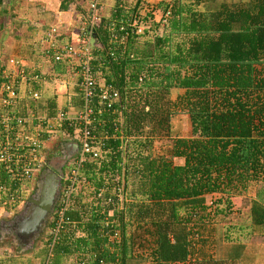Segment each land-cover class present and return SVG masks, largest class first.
<instances>
[{"label":"trees","instance_id":"16d2710c","mask_svg":"<svg viewBox=\"0 0 264 264\" xmlns=\"http://www.w3.org/2000/svg\"><path fill=\"white\" fill-rule=\"evenodd\" d=\"M81 2L87 22L89 3ZM186 2L210 7L213 0H166L157 21L153 9L140 17L143 0H114L105 15L96 0L99 21L92 29L96 44L89 49L85 40L71 44L88 49L91 73L116 92L117 101L111 106L118 113L101 111L95 117L92 135L106 155L96 163L82 164L78 179L84 183L72 187L65 205L58 194L43 264L66 263L64 259L81 250L85 260L78 264H238L239 244L223 256L221 250L203 249L202 231L212 225L218 234L215 246L221 245V236L229 235L264 241V0L217 3V9L191 13V20ZM135 19L149 29L137 33L130 26ZM157 27H162L160 35L154 32ZM59 66L53 63L51 72L62 74ZM76 88L73 105L81 104ZM175 90L182 93L171 101L169 94ZM41 109L49 112L45 119L51 120L56 115L55 96L43 98ZM177 110L187 116V138L171 135ZM71 130L66 121L61 122L62 135H70ZM113 131L116 139L102 140L104 133ZM160 139L170 143L167 160L150 151L152 141ZM174 159L182 163L173 165ZM250 181L257 184L254 199L233 212L232 198ZM67 184L59 185L64 190ZM121 186L127 200L121 199L116 209L113 194ZM17 188L0 165V206L16 208L9 203L17 201ZM217 194L221 201H213ZM206 195L215 206L212 217L205 213ZM234 215L239 219L230 223ZM132 226L135 230L129 231ZM74 233L81 237L71 242L62 239ZM252 260L250 255L247 261Z\"/></svg>","mask_w":264,"mask_h":264},{"label":"rangeland","instance_id":"374dc122","mask_svg":"<svg viewBox=\"0 0 264 264\" xmlns=\"http://www.w3.org/2000/svg\"><path fill=\"white\" fill-rule=\"evenodd\" d=\"M22 1L24 0H19L17 7H21L22 6ZM249 0H213V2L211 3V9H217L218 5L217 3H224L226 5H243L245 3H247ZM16 2V0H15ZM14 0H0V14L3 11L2 7H5L6 5H8L9 3H15ZM25 2V1H24ZM61 2V0H59V3ZM72 2V5H70V7L73 9L74 13L76 14V25L78 26V29L81 27L80 25H82L81 23H85L86 19V10H85V6L84 4H82L81 0H66L63 3H65L66 5L68 3ZM200 2H203V0H200ZM215 2V4H214ZM31 6L30 8H34L37 9V7H33V4H37L36 0H30ZM114 0H110L108 2V0H100V9H101V14H106L107 11H109L110 7L113 6ZM185 8H188L189 11V18L187 20H191V13H201V12H207L210 7L208 5H201L202 3L198 4L197 6H193L192 4H190L189 2L183 3ZM14 5V4H13ZM149 5L153 8V10H159L160 6L159 4H155V2L149 3ZM162 5V4H161ZM146 6V4L144 3V7ZM8 11V10H7ZM3 11L4 12V17L2 16V19H0V22L2 23V28L0 29V32L3 33V35H5V32L10 34V35H17V33H20L19 36L22 35H26V25L24 24H20L19 26H15L13 28V25H11L10 27H6V25H8L7 21H11V23H15L14 21H16L15 17L16 15L14 14H7L10 13L9 11ZM16 14H18L17 12H14ZM158 13V12H156ZM14 15V16H13ZM160 17V13L157 14ZM10 16V17H9ZM1 17V15H0ZM29 17H26V19L28 20L27 25H30V21L28 19ZM186 18V17H185ZM7 19V21H6ZM158 19H156L157 21ZM78 23V24H77ZM4 24V27H3ZM76 26V27H77ZM18 28V29H17ZM17 29V30H16ZM161 29L162 27H157L155 28V33L156 34H161ZM16 33V34H15ZM1 44V43H0ZM20 44H16L15 47H13V49L11 48H7V46L5 44H2V46L5 48L4 50L2 49V46H0V64L3 63V65L6 62V58L8 57H16L14 56V54H12V50L15 53V51H18V48ZM6 46V47H5ZM40 47L38 50H41L42 46H38ZM6 50V52H5ZM37 50V54H35L36 58L32 59V62H30V64H26L28 66V70L29 71H41V72H46V67L47 64L46 62H44L43 60L46 61V57H44L39 51ZM42 51V50H41ZM43 52V51H42ZM47 56V55H45ZM44 58V59H43ZM52 58V57H51ZM19 59V58H18ZM21 59H25V58H21ZM20 59V60H21ZM23 62H25V60H21ZM9 63V62H8ZM73 63V62H72ZM71 63V64H72ZM70 65H61L59 67H61V69L64 71L62 74H52L50 72H48L49 76H46L45 80H43L45 87L49 88V92H50V96H55V99L58 100V104L56 108H59L60 110L62 109H67V110H72L73 112H76L78 110V105L74 104L73 106L70 105V103L72 101H74V97L76 95L75 93V83H76V75L73 72V68L74 67ZM12 69H6L9 70L11 74H14L13 71H15V62L12 61ZM11 67V66H10ZM183 73V72H182ZM63 84L65 85V87L67 88H63ZM49 85V86H47ZM74 88V89H73ZM20 89V87H19ZM48 91V90H47ZM48 92V93H49ZM182 93V91L180 90H175V91H171L169 94V98L171 101H174L178 96H180ZM71 100V101H70ZM24 101L26 102V106L30 111L29 114H33L36 115L38 114V116H45V109H41L40 104L35 105L36 102H32L28 99H24ZM68 101V102H67ZM30 103L32 106H30ZM30 106V107H29ZM17 109H15L16 111ZM182 112H179L177 110V113L175 114V116L172 118L171 120V124H172V136H178V137H182V138H187L189 136V127H188V120H187V116L185 114H181ZM72 115V114H71ZM39 118V117H37ZM49 126L56 128L57 132L55 134H52V138H50V141H43V150L41 152V156H42V162L40 165V169L38 170L39 172H35L33 174V176L29 179L24 181L17 189L19 191V197L17 198V201L14 204L9 203L11 206L16 205V208L13 209H9V205L5 204L4 206H0V254H2V251L5 249L7 252H5L4 254H8L9 257L11 258H3L7 261L12 260L14 261L13 263L10 264H14L15 261H18V264H22V262H24V264H43V249H44V242L46 241V234H47V229H48V224L51 221L50 218V214L49 213L47 216H45V218L41 221V225L40 228L37 230V232L35 234L32 235H28L24 238L23 237H18L16 236V225H18V223L20 221H22L24 218L23 216L26 214L27 209L21 210L22 206L28 202V199L33 197V195L35 194L36 191V184L39 182V174L44 171L47 170L48 166H51V168H55V169H63L64 166H60L61 162H60V149L61 151H63V144L66 141V139L68 137H65L64 135H62V131L58 130V125H60V123H57L53 120V122L51 123L50 121L48 122ZM39 124L37 123V121L31 125L30 129L28 130V132H30V130L32 129L33 131L35 129H37V126ZM170 143L169 141L166 140H153L152 141V147H151V153H153L152 155L155 157H162L163 159L167 160L170 156ZM182 163V161L180 159H174V161H172L173 165H180ZM60 167V168H59ZM64 170V169H63ZM257 184L255 182H247L245 185V188L242 192H236L238 193L237 196L233 197L232 201H231V206H232V211L236 212L237 211H241L243 210L246 205L248 206V201L251 199H254L255 196V192L257 189ZM116 190V189H115ZM127 192V191H126ZM126 192L123 191L122 186L118 188V192H115L113 194V196H118V199L120 202H116V204L118 205L116 207V209H118L119 207H121V201L123 199L127 200L126 196ZM18 195V194H17ZM0 197H3V195H0ZM209 197L210 196H204V199L206 200L204 202V206L206 208H208L207 203L209 202ZM213 201H216L217 199H219L220 201L222 200V196L217 194V195H213ZM122 199V200H121ZM218 200V201H219ZM20 202V204L18 205V202ZM125 203V202H124ZM213 203V202H212ZM29 204H27L26 206H28ZM120 205V206H119ZM7 206V209H6ZM214 205H212L211 207H209L205 213H210L209 216L212 217V213H213V209H214ZM232 212V213H233ZM112 211H108L107 215L108 217H111ZM225 220V218H223ZM230 223L236 222L239 217H235L234 216H230ZM240 223V220H239ZM208 224V223H207ZM206 224V225H207ZM205 225V224H203ZM71 229V228H70ZM68 229V231L70 230ZM6 232H5V231ZM72 230V229H71ZM135 228H133V226L129 229V231H134ZM145 229H143L142 231H144ZM141 235L142 232H140L138 229L136 230V234ZM48 235V234H47ZM202 236L206 237V234L204 232V230L202 231ZM235 236V235H234ZM258 236V235H257ZM66 237V238H65ZM78 237L80 238V235H76L74 233V235H69L67 234L66 236L62 237L66 239V241L71 242V241H75L76 239H78ZM230 238H227V240L229 241L230 239H236V237L229 236ZM232 237V238H231ZM78 246H82L80 243H78ZM202 246V245H201ZM218 246V245H217ZM83 247V246H82ZM81 247V249H82ZM203 249H205L206 251L211 252V249L213 251H216V247L215 245L211 244H207L205 243V247H203ZM85 253L84 250H81L79 252H77L75 254V256H72L70 258H66V259H62L63 261H66V263H62V264H78V261L80 260H85V256H83ZM1 261V259H0ZM255 263V261H254ZM9 264V263H8ZM256 264H264V260L263 262H257Z\"/></svg>","mask_w":264,"mask_h":264},{"label":"built area","instance_id":"2783aa9c","mask_svg":"<svg viewBox=\"0 0 264 264\" xmlns=\"http://www.w3.org/2000/svg\"><path fill=\"white\" fill-rule=\"evenodd\" d=\"M87 2L89 3V18L87 24L94 25L99 21V18L95 15L96 0H87ZM149 12L150 9L147 8L142 10L140 12V17H143ZM161 14L159 18H161ZM166 15L167 14H164V17H166ZM83 24L84 23H82V25ZM139 24L140 25L136 24L135 19L132 20L130 26L132 28L136 27L135 29L137 33H141L143 30L147 28L149 29L150 27L148 24ZM53 33L54 31L51 34ZM83 33L84 32H82V35ZM83 40L85 39L82 36L78 40V45L84 43ZM70 59L77 60L78 67H80L75 74V87H77L76 89L81 104L78 110L73 112L74 114L72 113V116H67L65 111H58L54 118V121L60 123V125L62 121H66V127L72 129L70 135H64L65 137H68L64 144L75 145V154L68 162L69 171L64 173L60 178L61 181H66L68 183L64 190L63 188L60 190V194L62 195L61 201H63L64 205L68 200L67 197L73 190L72 187L78 183H84L80 182L78 179V170L82 164L87 161L96 163V161L103 160L106 155L105 151L101 152L99 141L95 140V137L92 135L95 117L101 111L118 113L111 106L112 103L117 101V94L109 85L92 75L86 49L81 46L67 44L60 50L56 51L52 56L53 63H61L63 60L69 61ZM13 73L14 74H11L9 71L2 72L1 74L0 109L5 112L0 114V165L5 168L6 172L11 175L15 184L19 187L24 181L29 180L35 172H39L38 170L40 169L42 162V142L50 141V138H52L51 135L55 134L57 130L48 125L49 121L41 119L38 123L41 130L38 131L37 128L32 131V134L27 135L26 133H28L30 125H32V120L9 115L8 111L19 101L20 89L28 100L32 102L40 100L39 92L33 90L31 85L43 81L44 77H46L38 75L27 76L24 70L18 68L16 64ZM96 73L98 74V72ZM63 88H65L64 84ZM60 125H58V129L60 128ZM114 131L117 132L115 126ZM114 131L110 135L104 133L101 137L102 140L116 139ZM41 134L46 135L45 139L40 138ZM125 144V140L120 142L121 146H124ZM68 151L71 152V148H69ZM13 200L14 199L10 197V201ZM116 202H120L118 196H116ZM212 205V200H209L207 203L208 208ZM63 211L64 206L63 208H60L57 213L59 219L56 222V227H54V232L57 231L61 222L60 218Z\"/></svg>","mask_w":264,"mask_h":264},{"label":"crops","instance_id":"0c3cea01","mask_svg":"<svg viewBox=\"0 0 264 264\" xmlns=\"http://www.w3.org/2000/svg\"><path fill=\"white\" fill-rule=\"evenodd\" d=\"M25 1V2H24ZM22 1V6L21 7H17L19 0H14L15 3H9L8 5H6L5 7H2V10L4 11H9L10 13L7 14H14L16 15L15 19L16 21H14L15 23H11V21H6L8 22V25H6V27H10L11 25H13V28L16 26H19L20 24H24L26 25V35H22L19 36L20 33H17V35H10L8 33L5 32V35H3V33L0 32V46H2V44H5L7 46V48H11L13 49V47L16 46V44H20L18 48V51L16 50L15 53L12 50V54H14V56L16 57H8L6 58V62L3 65V63L0 64L1 67V71H0V76L2 74V72H9V68H13L12 65V61L15 62V64L17 65L18 68L23 69L25 74L27 76H34V75H38V76H49L48 72H51V68L53 66V63L50 61L51 57L53 56V54L56 53V51L60 50L62 47L66 46L67 44H78L79 43V39L80 37H82V32H84L85 36L84 39L87 42V47L92 48L96 43L93 40V33H92V29L94 28L95 25H88L87 22H85L79 29L78 26L76 25V14L74 13L73 9L70 7V5H72V2L68 3L67 5L65 3H63L66 0H61V2L59 3V0H36L37 4H33V7H37V9L34 8H30L31 3L30 0H24ZM110 0H108L109 2ZM166 0H143V3L146 4V6L144 8H142V10H145L146 7H148L147 9L152 10L153 8L149 5V3L155 2V4H159V6H161V4H163ZM14 4V5H13ZM61 5L64 7V9L61 10ZM1 10V9H0ZM141 10V11H142ZM1 12V17L0 19H2V16L4 15V12ZM7 11V12H8ZM17 12L18 14L14 13ZM160 13V11L156 10L152 12L153 15V19L154 21H156L157 18H159V16L157 15L158 13ZM13 15V16H14ZM4 17V16H3ZM10 17V16H9ZM26 17H29L28 19L31 20L30 21V25H27L28 20L26 19ZM78 24V23H77ZM82 24V23H81ZM77 26V27H76ZM4 27V24H3ZM2 28V25L0 27V29ZM18 29V28H17ZM16 29V30H17ZM82 29V30H81ZM54 31L53 34H51ZM16 34V33H15ZM78 41V42H77ZM121 43V42H119ZM5 46V47H6ZM38 46H42L41 50H38L40 47ZM8 48V49H9ZM5 48L2 46L1 50H4ZM88 49H86V51H88ZM37 50L44 56L46 57V61L43 60L44 62H46L47 67V73L46 72H41V71H29L28 70V66L26 64H30V62H32V59L36 58L35 54H37ZM6 52V50H5ZM51 53V54H50ZM49 54L51 55L49 58ZM47 55V56H45ZM19 58V59H18ZM21 58H25V59H21ZM25 60V62L21 61V60ZM44 59V58H43ZM89 59V58H88ZM9 62V63H8ZM73 62V63H72ZM26 63V64H25ZM72 63V64H71ZM70 65L74 67L75 64V74L78 71V69L80 67H78V62L75 59H70L69 61H65L63 60L61 63H59V65ZM60 65V66H61ZM11 66V67H10ZM69 67V66H68ZM36 72V73H35ZM53 74V73H52ZM44 81H39L36 84L31 85L32 89H36V91H38L39 96H40V100H38L35 105L40 104V106L43 104V98L50 96V92H49V88L43 86L44 85ZM49 86V85H47ZM67 88V87H65ZM75 88V87H74ZM73 88V89H74ZM48 90V91H47ZM75 90V89H74ZM49 92V93H48ZM76 97V95H75ZM74 97V101H72L70 103L71 106H73V103L76 102V98ZM24 99H27L24 94L23 91L20 89L19 92V101L13 106V108H11L8 112L9 115L13 116V117H20V118H24L27 120H32V124L34 126V123L37 121V123H39V120H43L45 118H47L46 116H38V114L33 115L32 113L29 114L30 111L27 106H26V102L24 101ZM71 101V100H70ZM68 102V101H67ZM80 102V101H79ZM58 104V100L55 99V114H57L58 111H62V109L60 110L59 108H56ZM78 108L80 107V103H78ZM15 109H17L15 111ZM67 113V116H72L71 114L73 113L72 110H64ZM5 111L0 109V114H3ZM47 114H49L48 111H46ZM74 114V113H73ZM46 115V113H45ZM39 117V118H37ZM55 116L52 115L51 120H49L50 118L46 119L47 121H50L51 123L53 122ZM31 127V125H30ZM37 130L40 131V127L37 126ZM56 129V128H55ZM53 129V130H55ZM59 130V129H58ZM61 152V149H60ZM174 161V160H173ZM217 229L215 228V226H208L207 227V231H205L206 234V242L207 244H213L214 240L217 239ZM222 233V232H221ZM230 236V235H229ZM236 237V239H230L229 241L227 240V238H225V236H221L220 237V246H215L217 249L216 251H213L211 249V253L215 252L218 253L219 250V255H224L225 253L228 254L229 250H231V247H233V245L239 244L242 246L241 249H239L238 251L235 250V254H236V259L239 260L240 262H238V264H256L257 262H263L264 260V241L259 240L258 238H247L246 236L243 237H239V236H234ZM230 238V237H228ZM255 245V247H254ZM213 247V245H212ZM250 248H252V250H249ZM5 252H7L5 249L2 251V254H0V264H10L13 263L14 261L12 260H5L3 258H11L9 257L8 254H4ZM249 254V255H248ZM251 255V258L253 257L254 260H252L251 262L247 261L249 260V256ZM253 255V256H252ZM255 261V263H254ZM18 261H15L14 264H18ZM22 264H24V262H22ZM28 264V263H27ZM35 264V263H33ZM38 264V263H37Z\"/></svg>","mask_w":264,"mask_h":264},{"label":"water","instance_id":"95a60500","mask_svg":"<svg viewBox=\"0 0 264 264\" xmlns=\"http://www.w3.org/2000/svg\"><path fill=\"white\" fill-rule=\"evenodd\" d=\"M69 148H71V152L68 151ZM60 154V166L62 167L75 154V145L64 144L63 151H61ZM65 154L68 155L65 157ZM46 174L53 178L55 185L59 184V178L61 176L60 169H55L51 168V166H48L47 170H44L39 174V182L36 184L35 194L33 197L29 198L28 202L25 203L21 208V210L27 209V212L23 216L24 219L20 221L18 225H16L15 233L18 237L24 236L25 238L28 235L35 234L38 230L37 228L39 224L45 218L47 212L50 211V209H48L47 206L42 202V200L45 199L43 198L44 190H46V186L48 185V183H46ZM37 197L39 200H37ZM27 204L29 205L26 206Z\"/></svg>","mask_w":264,"mask_h":264},{"label":"flooded vegetation","instance_id":"af4514ba","mask_svg":"<svg viewBox=\"0 0 264 264\" xmlns=\"http://www.w3.org/2000/svg\"><path fill=\"white\" fill-rule=\"evenodd\" d=\"M67 155L68 154H65L64 156L66 157ZM63 169H61V173H64L66 171L65 169L64 170ZM46 175H47L46 176V183H48V185L46 186V190H44L43 198H45V199L42 200V202H43V204H45L47 206L48 209H50V211L47 212L46 216L49 213H51L50 214V218H51L52 215H53V212H54V208H55L57 199H58V194H60L61 187H60L59 184L61 182H59L58 185H55L53 178L50 175H48V174H46ZM37 200H39L38 197H37ZM40 225H41V223L39 224L37 229L40 228Z\"/></svg>","mask_w":264,"mask_h":264},{"label":"clouds","instance_id":"9594fccd","mask_svg":"<svg viewBox=\"0 0 264 264\" xmlns=\"http://www.w3.org/2000/svg\"><path fill=\"white\" fill-rule=\"evenodd\" d=\"M69 160H70V159H69ZM69 160H68V161H69ZM65 164H67V162H66ZM65 164H64V165H65ZM60 171H61V169H60ZM62 175H63V173H61L60 178L62 177ZM60 178H59V182H61Z\"/></svg>","mask_w":264,"mask_h":264}]
</instances>
